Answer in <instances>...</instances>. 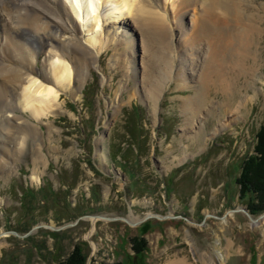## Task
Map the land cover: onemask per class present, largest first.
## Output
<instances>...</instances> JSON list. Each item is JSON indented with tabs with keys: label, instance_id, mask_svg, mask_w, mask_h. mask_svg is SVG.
Listing matches in <instances>:
<instances>
[{
	"label": "rangeland",
	"instance_id": "obj_1",
	"mask_svg": "<svg viewBox=\"0 0 264 264\" xmlns=\"http://www.w3.org/2000/svg\"><path fill=\"white\" fill-rule=\"evenodd\" d=\"M254 1L260 32L255 34L248 66L256 82L249 86L241 77L232 94L212 87L208 106L190 128L183 101L195 90L166 82L156 100L151 84L164 81L154 70L155 54L148 63L145 39L130 19L121 26L111 23L114 43L90 67L86 82L77 84L78 96L62 91L56 113L41 124L35 122L41 126L42 138H36L41 139L44 161L35 164L30 139L17 156L14 171L0 175V264H59L77 244L84 246L86 264H264V225L254 226L244 211L247 206L236 180L238 166L254 153L256 134L264 126V0ZM157 4L162 8L164 3ZM181 15L174 21L171 57L178 68L185 60L183 74L192 79L200 69L185 43L193 27V9ZM82 31L81 41L87 45ZM159 65L164 66V60ZM247 93L254 100L244 103ZM236 105L241 113L232 120ZM230 106L233 110L227 109ZM136 108L141 110L139 118ZM221 122L226 129L218 130ZM45 183L62 191L61 202L67 200L76 208L71 221L60 219L66 212L49 210L43 195L41 207L22 212V188L38 191ZM263 214L251 216L256 220ZM85 215L128 222L94 224L80 219ZM148 215L166 218L146 220ZM33 216L38 223L29 232L42 223L59 227L80 220L61 231L38 228L25 238L12 233H29L25 222ZM135 237L144 240L142 255L133 250L140 247ZM50 251L55 252L53 258Z\"/></svg>",
	"mask_w": 264,
	"mask_h": 264
},
{
	"label": "bare ground",
	"instance_id": "obj_2",
	"mask_svg": "<svg viewBox=\"0 0 264 264\" xmlns=\"http://www.w3.org/2000/svg\"><path fill=\"white\" fill-rule=\"evenodd\" d=\"M157 2L164 3L162 8ZM157 2L0 0V175L14 171L15 160L24 152L30 139L35 145V164L44 161L41 139L38 142L36 138L37 135L42 138L37 123L41 124L43 119L56 113L62 91L70 90L78 96L80 86L77 84L86 82L90 67L97 64L101 52L114 43L112 24V27L121 26L130 19L145 39L148 63L155 54L154 70L164 81V85L151 84V93L156 94V100L166 82L174 81L180 88L195 90L183 101L187 128L194 126L198 115L208 106L212 87L220 86L224 92L232 94L241 77L247 79L249 86L253 80L256 82L254 70L248 66L255 34L260 32L254 0ZM192 9L193 27L185 38L186 51L196 57L200 69L189 79L183 74V66L187 65L185 60L182 68H178L177 59L171 57L175 45L170 39L174 41L176 36L174 21L178 22L182 13ZM81 29L86 31L87 45L81 41ZM160 59L164 60V66L159 65ZM152 74L149 73L154 77ZM253 91L256 97V89ZM248 95L242 102L254 100L251 94ZM236 106L232 120L241 113V106ZM227 109L233 110L231 106ZM226 127L221 122L218 130ZM253 225L263 226L264 217L253 221Z\"/></svg>",
	"mask_w": 264,
	"mask_h": 264
},
{
	"label": "trees",
	"instance_id": "obj_3",
	"mask_svg": "<svg viewBox=\"0 0 264 264\" xmlns=\"http://www.w3.org/2000/svg\"><path fill=\"white\" fill-rule=\"evenodd\" d=\"M136 113V116H138L139 118L141 110H138V108H136ZM132 126L133 124H131V127ZM132 132H136V130ZM129 149L128 151L130 152ZM120 160L122 162L126 161L123 157H120ZM238 167L240 173L236 180L237 184L239 185V197L244 201V204L247 206L251 214L256 215L264 212V126H261L256 134L254 153L245 157L241 165H239ZM21 193L22 195L20 209H22V212H24V214H27L28 211H36V206L41 207L39 206L41 202V200L39 199L40 195H43V199H45L43 200L44 204H47L49 210L52 209L57 210V212L58 210L63 213L66 212V214L60 219H66L67 221H71L70 219L72 218L70 217L78 213L76 208H73L67 200L64 201L66 202V204L61 202L63 195L62 191L59 190L57 192L53 190L50 185H47V183H45V186L41 187L38 191L30 189L29 187H23ZM53 198H57V200H54ZM36 221H38V219L34 218V216L29 217L25 222L27 225L25 231L29 232L30 226L38 223ZM16 232L20 233L19 231ZM139 240L141 243L139 242ZM134 242H137L136 244L140 245V247L134 246L133 250H135V255L144 254L146 250L144 240L135 237ZM49 254L50 258H53L55 252L50 251ZM87 258L88 255L84 252V246L77 244L75 250L72 252L69 258H67L65 261H58L57 258L56 261H58L59 264H86ZM116 264L122 263L118 262Z\"/></svg>",
	"mask_w": 264,
	"mask_h": 264
},
{
	"label": "water",
	"instance_id": "obj_4",
	"mask_svg": "<svg viewBox=\"0 0 264 264\" xmlns=\"http://www.w3.org/2000/svg\"><path fill=\"white\" fill-rule=\"evenodd\" d=\"M244 211L246 212V214L249 216L250 220H252V221H256V220L264 217V214H263L258 219L254 220L252 218V216H251V213L249 212V210L247 208H244ZM151 217L162 218L159 215H148L146 217V220L149 219V218H151ZM164 218H166V217H163L162 219H164ZM80 219H91V221L94 224H95V221H97V220H106V221L123 220V221L128 222V220L126 218L108 217V216H102V215H94V216H92V215H85L84 217H81ZM79 220L76 221L75 223H68V224H65V225H62V226H59V227L54 226V224L52 222H50V223H42L41 225L35 226L29 233H27V234H25L23 236L19 235L16 232H12V233L15 234V235H17V236H19V237H21V238H25L28 235H30L33 231L37 230L38 228L45 227V228H47V229H49L51 231H61V230H64V229H66L68 227L74 226L75 224H77L79 222Z\"/></svg>",
	"mask_w": 264,
	"mask_h": 264
}]
</instances>
